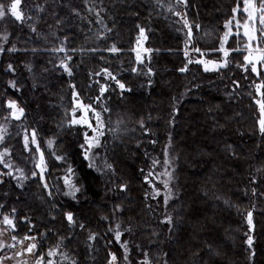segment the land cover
Here are the masks:
<instances>
[{
    "label": "trees",
    "instance_id": "trees-1",
    "mask_svg": "<svg viewBox=\"0 0 264 264\" xmlns=\"http://www.w3.org/2000/svg\"><path fill=\"white\" fill-rule=\"evenodd\" d=\"M10 1L0 3L7 7ZM21 3L25 8V3L41 4V9L27 19L8 13L0 19V123L8 114L6 100L24 110L22 122L35 131L44 156L48 191L37 176L18 187L5 175L0 216L13 213L14 235L40 236L37 252L44 260L56 248L76 264H104L108 251L118 264H144V259L148 264H264V133L257 108L258 98L264 103V87L259 95L255 90V84H264V65L259 74L232 65L216 72L198 65L181 71L182 37L150 0ZM239 5L238 0H186L193 48L217 49L223 24ZM92 8H102L105 37L93 34ZM139 28L146 31L150 50L152 75L146 80L131 67ZM59 45L72 57L71 74L57 64ZM113 45L117 54L109 51ZM100 69L127 89L98 77ZM99 82L106 83L102 95ZM72 89L83 104L102 112L99 150L113 181L88 166L80 147L85 126H63ZM18 130L13 123L0 142L14 167L28 156ZM163 168L170 174L167 203L162 196L149 197L145 179L153 181L148 173ZM69 169L80 189L75 198L56 186ZM0 170L7 173L1 164Z\"/></svg>",
    "mask_w": 264,
    "mask_h": 264
},
{
    "label": "rangeland",
    "instance_id": "rangeland-1",
    "mask_svg": "<svg viewBox=\"0 0 264 264\" xmlns=\"http://www.w3.org/2000/svg\"><path fill=\"white\" fill-rule=\"evenodd\" d=\"M11 2L12 0L10 1V3ZM150 2L153 5V9L158 14V16L162 17V19H165L168 22H171V24L174 27L173 28L174 32L179 34L182 37L181 51H182L183 57L185 58V66L183 68L185 67L187 68L189 65H198L204 72H216L219 69L226 68L232 65V66H236L242 71H245L246 69L251 71V66H246V62L244 61V56L248 55V49L246 45L249 44L247 37L243 35L245 31V27H244L245 24L248 25L249 29L251 28L256 29L255 35L257 37V40L252 42V47L255 48L258 46L260 48H264V41L259 40V36H261L260 29L262 27L259 23V17L261 13L256 12L255 19L250 20L248 13L244 11V8H245L244 0H238V2L240 3L239 7L236 6L233 8V9H237V11L234 12L232 10V17L223 24L224 30L222 34L219 35L217 49L200 50L199 52L193 48L192 35L189 36V32H191V29H190V22L188 20L187 13H186V10H187L186 0H150ZM10 3L8 5H10ZM254 3L256 7L259 8L261 0H254ZM25 5L27 6L26 8L22 6V3H20V5L18 6V11L22 13L23 19L30 18V15L33 11H39L41 9V4H37L34 6L31 3H25ZM92 9H93L94 17H95V24H97V28H93V34L96 37H105L106 34L109 32V30L106 29L105 23L103 22L99 14L102 8H100L101 10H97L94 8ZM249 11H252L251 7H249ZM8 14L11 16L10 13ZM13 18L15 19V17ZM90 24L91 23H89V29L91 26ZM140 29L141 28L138 29V32L136 33L134 37V43H133V47L131 50V54H132L131 67L135 69V71L133 72H135L138 75V77H141L146 80L152 75L151 71H149V68H148L149 66L148 60L150 58L149 57L150 51L148 52L143 51V49H147L145 45L147 35H146L145 29L143 28L144 36H140ZM225 33H229V36L226 41L223 39L225 36ZM207 35H210V34L208 33L205 36ZM209 38L212 39L211 37ZM232 38L234 39L232 43H235L236 41V44L234 45L233 49H228L227 43H230ZM203 42H207V41H203ZM222 43H223V49L229 51V55L226 58L228 61L227 66L218 67L215 70H213V65L209 64L208 67L210 70L205 71V65L198 63L197 61L204 60V61H213V62H216L217 64L223 63L225 60V57H224L223 51L220 50ZM61 48H63V51H58V49H61ZM235 49H240V51H234ZM54 52L56 54L57 64L60 65L63 69H65L64 65H68V63H72L70 61L72 60V57L67 53L63 45H59L58 48L54 50ZM110 52L111 54L114 53L112 51ZM116 52L115 54H117ZM137 52L140 53V60L137 59ZM235 52H239V54L235 55ZM185 53H187V55ZM253 55H255V53H253ZM69 57H71V59H69ZM235 59H239V62H233ZM189 61H191V63ZM262 66L263 65L261 64H257L258 69L262 68ZM67 69L68 70L65 69V72L69 74L70 68L67 67ZM103 70L104 69H100L96 73L98 77H100L101 79L110 78L109 80L113 82L114 84H116L118 90L127 89L125 87L121 89L119 84L117 83V80H114L112 78L114 77V75L111 73H110L111 75H109L108 71L107 73H105ZM252 73L256 74L257 72H252ZM258 85L260 84H255V87H256L255 90L257 94L259 95ZM102 87L105 88V91H106L105 82H99V94L100 95H102L105 92L104 91L103 93H101ZM9 101H14V100L8 99L5 102V107L8 111V114L5 117V119L0 123V137H2L3 139L4 136L8 133L10 127L13 125V123H15L17 125V128L19 129L18 131H19V138L21 141V145L23 146V149L28 154V156H27V159L25 160L24 165L14 167V165L10 161L8 149L7 148L0 149V153H5V150H7L6 154L3 155L2 157V162H0L1 166L7 170V173L4 174L0 170V182L3 181V179L5 178V175H9L18 187H22L27 181L37 176L40 182L42 183V185L44 186L45 190L48 191V186L45 180V173L47 171L46 164L44 165L43 172H41V169L37 167V164L40 162V153L42 152L40 146H39V150H37V144L39 145L37 136H36V143H33L32 133L34 130L29 129L24 125V123L22 122V115L20 116L19 119H16L12 115L13 109L9 108L8 106ZM257 101H259L260 103H263L260 101L259 98L257 99ZM15 103L18 106V108H21V106L17 102ZM260 103L257 104V108H258L260 119H261L262 114L260 110ZM79 105L88 106L82 103V101L78 98L75 90L72 89L71 105L69 106V110L67 111V116H65L63 126H68V125L85 126L84 134L87 133L89 137H93L96 135V133L92 131V128H89L86 124H74L71 122L73 119H80L81 117H84L86 115L89 123H91L93 127L97 126V120H96L94 112L89 110L85 114L84 110L81 107H79ZM91 108L94 109L95 112L100 113V119L102 121L101 110L98 108L95 109L92 106ZM74 109H75V114H73ZM17 114H19L18 111H17ZM103 129L104 127L100 130L104 132ZM84 134H83V137H84V143H85ZM26 135L29 138L27 147H25V140H24V137ZM114 136H115V133L114 134L112 133V137ZM102 137L103 135L99 137V141H100L99 146L94 147L91 150V153H90L91 162L94 163L95 167H90V168L94 169L96 172L101 174L102 178L104 177L108 181L109 180L113 181L110 179V177H113V171L111 170L110 167H108L109 164L103 152L99 150ZM2 139H0V142L2 141ZM48 142L49 141H47V144H49ZM83 156H84V150H83ZM86 161L89 166L90 161L89 160H86ZM5 165H10V167H6ZM21 172H23V176H21ZM33 172L37 174L33 175ZM150 173L151 172H149L148 174ZM166 173L169 174V171L163 168L162 170L157 171L155 174L151 173V175H149L150 178H152L153 181L157 183L155 185L154 182L150 180L148 177L147 179V183L149 185L148 195L150 198H157L158 196H162L163 200H165L166 196H167V199L169 198L168 196L169 186L165 188L164 181L168 182L170 176L166 175ZM107 176H109V178ZM66 179L70 180L71 183L74 185L73 181L71 180V176L68 170L65 174H62L60 180L56 181V186L59 192L61 191L64 194L70 191L69 186L65 183ZM149 181H151V183H149ZM63 189L65 191H63ZM249 212L250 211H247L245 214V220L247 224H248L247 215ZM4 216H8L10 219L14 221L13 213L10 215L3 214L0 216V264H38V261H40V258L42 256L41 254L37 252V247L33 250L32 253L26 252L25 249L31 243H35L37 245L38 239L40 238V236H34V235L28 236V237H34L35 238L34 240L25 239L26 236L18 238L12 232L15 228L13 229L10 226L3 223ZM248 228H249V231L247 233L246 242L248 241L249 236H251L252 225L250 226L248 224ZM13 237H15V239H13ZM127 249L128 247H125L126 254H127ZM50 251L53 252L54 254L51 256L47 254L46 260H44L43 258V261L41 262V264H48L49 261H51L52 264H76L75 258L71 257L66 252H61L56 248ZM17 253H21V255H17ZM112 254L114 253L111 251H108V257L104 264H118L117 258L115 261H112ZM145 260L146 262H143V263L148 264L149 263L148 259H144V261ZM125 263L130 264L128 260Z\"/></svg>",
    "mask_w": 264,
    "mask_h": 264
},
{
    "label": "snow or ice",
    "instance_id": "snow-or-ice-1",
    "mask_svg": "<svg viewBox=\"0 0 264 264\" xmlns=\"http://www.w3.org/2000/svg\"><path fill=\"white\" fill-rule=\"evenodd\" d=\"M245 2V8H244V11L248 13V16H249V19L250 20H254L255 19V13L256 12H260L261 15L259 17V23L260 25L262 26L261 29H260V32H261V36L259 37V39L261 41H264V0H261V3L259 5V8L256 7L255 3H254V0H244ZM21 3V0H12V2L10 3V5H8L7 7H5V5L3 3H0V19L4 18L6 13H10L11 16L15 17L16 20H22L23 17H22V13L20 11H18V6L20 5ZM249 7L252 8V11H249ZM233 11H237V9H233ZM231 23V22H229ZM227 26V25H226ZM245 31L243 33V35L245 37H247L248 41H249V44L246 45L247 49H248V55H245L244 56V61L246 62V66H251V71L252 72H257L258 73V68H257V64H261V65H264V48H260V47H255L253 48L252 47V42L253 41H256L257 40V37L255 35L256 33V29L255 28H251L249 29L248 25L245 24ZM238 34V33H237ZM191 35V32H189V36ZM140 36H144V29L141 28L140 29ZM229 36V33H225V36H224V40L226 41L227 38ZM139 39V38H138ZM223 51V54H224V57H225V60L223 63H220V64H217L216 62H213V61H204V60H199L197 61L198 63H201V64H204L205 65V71H208L210 70L208 65L209 64H212L213 65V70H215L216 68L218 67H225L227 66V57L229 55V51L228 50H224L223 49V43H222V46H221V49ZM58 51H63V48L61 49H58ZM109 51H112V52H116V51H119V49H117L115 47V45H113V47L111 49H109ZM143 51L145 52H148L150 51L149 49H143ZM196 51H200L199 49H196ZM234 51H240V49H235ZM253 53H255V55H253ZM187 55V53H185ZM69 59H71V57H69ZM137 59L140 60V53L137 52ZM142 62V61H141ZM191 63V61H189ZM63 64V62H62ZM65 69H67V65H64ZM12 66L9 65V69H11ZM186 67L181 69V71H186ZM105 73H107V69H104L103 70ZM133 71H135V69H133ZM149 71H151L149 69ZM69 74H71L70 70H69ZM259 74V73H258ZM109 75H111L109 73ZM113 79H115V77H112ZM117 83L119 84L120 88L123 89L125 86L123 84H120L119 81H117ZM13 87L15 86L14 83L12 85ZM260 87H264V84L262 85H258V88ZM105 91V88H101V93H103ZM258 103H260L258 101ZM9 108L13 109V112H12V115L16 118V119H19L21 115H23V112L24 110L22 108H18V106L16 105V103L14 101H9ZM79 107H81L85 114L91 110L94 112L95 114V117H96V120H97V126L96 127H93L91 123H89L88 119H87V116L85 115L84 117H81L80 119H73L71 122L74 123V124H86L89 128H92V131L94 133H96L95 136L93 137H89L87 133L84 134L85 136V143L82 144L80 147L84 150V158L86 160H89L90 163H89V167H95L94 163L91 162V157H90V153H91V150L94 148V147H98L99 146V137L101 135H103V132L100 130L103 128V122L101 121L100 119V113L99 112H95L94 109L91 108V105H88V106H84V105H79ZM260 110H261V114H262V118L260 120V131L262 133H264V103H260ZM17 111L19 114H17ZM105 111H107V109H105ZM73 114H75V109L73 110ZM0 139H2V137H0ZM28 136L26 135L24 137V140H25V147L28 146ZM32 142L33 143H36V134H35V131H33L32 133ZM49 143V146H51V141L48 142ZM37 150H39V145L37 144ZM7 152V150H5V153H0V162H2V157L3 155H5ZM57 159H62V157H57ZM154 164L155 163H158V161H154L153 162ZM169 161L166 159L165 160V164H168ZM44 165H45V162H44V156H43V153L41 152L40 153V162L37 164V167L41 169V172H43V169H44ZM6 167H10V165H5ZM108 167H111L110 165H108ZM69 172H71L72 170L69 169L68 170ZM37 173L33 172V175H36ZM151 175V173L149 174ZM166 175H169L168 173H166ZM21 176H23V172H21ZM145 179L147 180L148 177H145ZM65 183L69 186V189L70 191L66 193V195H70L72 196L73 198H75V193L78 192L80 189L75 187L70 180L66 179L65 180ZM149 183H151V181H149ZM164 186L165 188L168 187V182L167 181H164ZM46 187V185H45ZM165 203H167V196L165 197ZM15 211V210H13ZM67 219L70 223L74 222L73 221V214L72 213H67ZM169 221H170V217L168 218ZM247 221H248V224L251 226L252 225V213L249 212L248 215H247ZM3 223L10 226L11 228H15V224H14V221L12 219H10L8 216H4L3 218ZM120 236H121V233L119 231L116 232L115 234V239L116 241H120ZM92 237H90L91 239ZM13 239H15V237H13ZM25 239H30V240H34L35 238L34 237H28L26 236ZM248 244L249 246H251L252 244V237L249 236L248 238ZM22 243V241H21ZM126 247V245H124ZM37 247V245L35 243H31L27 246V248L25 249L26 252L28 253H32L33 250ZM54 253L53 252H49L48 255H53ZM17 255H21V253H17ZM116 260V256L114 254H112V261H115ZM43 261V257L40 258V261H38V264H41V262ZM48 264H52L51 261L48 262Z\"/></svg>",
    "mask_w": 264,
    "mask_h": 264
}]
</instances>
